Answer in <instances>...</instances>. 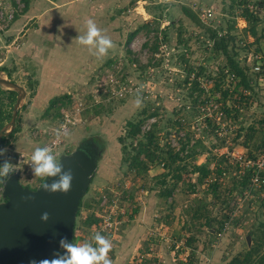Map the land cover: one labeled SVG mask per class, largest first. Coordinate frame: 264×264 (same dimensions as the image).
<instances>
[{"label":"rangeland","instance_id":"rangeland-1","mask_svg":"<svg viewBox=\"0 0 264 264\" xmlns=\"http://www.w3.org/2000/svg\"><path fill=\"white\" fill-rule=\"evenodd\" d=\"M11 2H0V76L24 93L6 128L19 92L0 85L2 158L29 191L47 179L24 164L36 146L87 161L70 242L100 231L112 264H252L264 253V0H72L43 23L37 55L5 33L23 12ZM88 19L114 42L104 57L78 42ZM147 130L166 162L177 152L171 166L129 165Z\"/></svg>","mask_w":264,"mask_h":264},{"label":"water","instance_id":"water-1","mask_svg":"<svg viewBox=\"0 0 264 264\" xmlns=\"http://www.w3.org/2000/svg\"><path fill=\"white\" fill-rule=\"evenodd\" d=\"M0 85L16 89L17 104L14 106L9 124L12 126L17 106L22 99L21 87L0 76ZM5 128L0 129L1 138ZM3 158L0 157V162ZM65 169L73 171L72 187L68 192H51L39 187L29 191L22 187L13 173L4 184L8 197L5 205L0 207V264H29L33 259H52L64 249L60 248L59 240L66 237L70 241V226L76 203L77 189L82 177V168L88 169L87 161L77 154L76 159L62 161ZM48 183L53 178H47ZM46 179V180H47ZM48 212L47 220L41 214Z\"/></svg>","mask_w":264,"mask_h":264},{"label":"clouds","instance_id":"clouds-1","mask_svg":"<svg viewBox=\"0 0 264 264\" xmlns=\"http://www.w3.org/2000/svg\"><path fill=\"white\" fill-rule=\"evenodd\" d=\"M87 30L78 36V42L88 46L90 52L96 57H104L113 47V40L110 36L103 34V30L97 26L96 22L88 19ZM139 103V100H137ZM61 132L58 131L57 135ZM67 136V131L63 132ZM7 152V147H0V157ZM14 163L9 159L0 162V182L6 184L10 176L18 169L13 168ZM30 167L34 176L53 178L50 183L48 179L42 184L47 191L68 192L72 187L73 171L71 168L65 169L60 160L50 146H36L28 160L24 161ZM48 212L41 214L42 220L48 219ZM60 248L64 249L52 259L31 260L29 264H112L109 251L112 248L111 240L100 231L92 235L90 241L81 244L70 242L66 237L59 240Z\"/></svg>","mask_w":264,"mask_h":264},{"label":"trees","instance_id":"trees-1","mask_svg":"<svg viewBox=\"0 0 264 264\" xmlns=\"http://www.w3.org/2000/svg\"><path fill=\"white\" fill-rule=\"evenodd\" d=\"M22 3H23V6H22V10L21 11H25L27 10L28 8V3H29V0H21ZM186 13V12H185ZM136 33V31L132 32L131 34H129L128 38H127V44L129 43V41L131 40V38L134 36V34ZM222 49L224 51H226V46H222ZM230 61V59H229ZM231 66L233 67V69L235 70V73H233L236 77H240V80H239V85L240 84H245L246 82V75L244 74L243 72V69H241L240 67L237 66V64H235L234 62L231 61ZM237 84V85H238ZM9 93H14V90H8ZM0 92H1V88H0ZM63 97H66L65 94L64 96L61 95V96H55L53 98H51L49 100V103H48V106L46 107V110L47 111L48 109H50V107H52L57 101L61 100ZM5 118V114L2 110V107H1V101H0V128L2 127L3 125V120ZM127 127L130 129L129 131H132L133 133L132 134H136L139 132V127H138V123L136 122H133L131 120L127 121ZM15 129L16 128H13L10 132H15ZM148 132L144 133L145 137H146V143L144 144H141V146H143L142 148H139V150L137 152H135L136 154H134L135 156H132V160L129 161V165H131L132 167H136V168H140L141 170H146L147 169V160L150 161V162H158V163H161L162 165H164V167H169L171 166V162L173 161V158H174V155H177V152L174 153L173 155H170L171 157V162L168 163L166 162L162 156H160L159 154L155 153V150L152 148V144H153V134L150 130H147ZM129 134V132H128ZM6 137V134L2 136L1 138V144L3 143L4 139ZM168 151V150H167ZM171 151V150H169ZM168 151V152H169ZM143 154V158H139L140 155ZM145 158V160H143ZM195 170L199 176V179H202L203 177L207 176L209 174V170L208 168L205 166V164H195ZM209 186H211V188L214 189L215 187V184L214 183H210ZM169 192V191H168ZM167 192V193H168ZM252 254V251H248L245 253L244 255V258L243 260H247ZM236 263H239V262H231V264H236ZM246 264V263H244ZM252 264H264V253H262L256 260L252 261Z\"/></svg>","mask_w":264,"mask_h":264},{"label":"crops","instance_id":"crops-1","mask_svg":"<svg viewBox=\"0 0 264 264\" xmlns=\"http://www.w3.org/2000/svg\"><path fill=\"white\" fill-rule=\"evenodd\" d=\"M69 1L72 0H29L27 10L18 14V16L5 29V33L7 31H15L14 33H19L21 41L20 47L25 50L33 48L34 54L37 55V47L41 48L37 44V38L43 33V23L47 21L52 14L57 13L59 10L57 8L58 6H65V3H69ZM0 2L8 7L12 6L11 0H0ZM33 23L35 24L33 25ZM46 27L48 26L46 25Z\"/></svg>","mask_w":264,"mask_h":264},{"label":"built area","instance_id":"built-area-1","mask_svg":"<svg viewBox=\"0 0 264 264\" xmlns=\"http://www.w3.org/2000/svg\"><path fill=\"white\" fill-rule=\"evenodd\" d=\"M17 1H18V2H19V1L22 2L21 0H17ZM22 6H23V3H22ZM11 8H12V7H11ZM0 12L2 13V11H0ZM12 16H13V15H12V13L10 12V13L8 14L7 18L10 20V18H12ZM0 17H1V16H0ZM257 175H258V174H257ZM260 177H261V176H260ZM260 179H261V180H259V177H257V176L254 177V180H255V181H258V180H259V181H263V180H264V177H262V178H260Z\"/></svg>","mask_w":264,"mask_h":264}]
</instances>
